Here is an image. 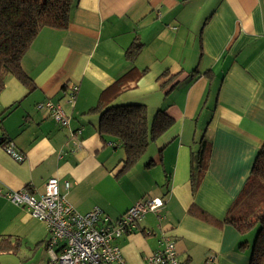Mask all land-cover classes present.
<instances>
[{
    "label": "crops",
    "instance_id": "1",
    "mask_svg": "<svg viewBox=\"0 0 264 264\" xmlns=\"http://www.w3.org/2000/svg\"><path fill=\"white\" fill-rule=\"evenodd\" d=\"M132 42L141 48L128 61ZM21 65L35 88L9 74L0 92V140L24 155L17 161L0 144L3 191L38 197L54 176L62 190L68 182L78 212L97 207L110 221L159 196L163 206L115 241L126 264H146L162 234L184 264H250L256 229L241 234L226 219L264 211V184L252 174L264 140V0H77L67 27L40 29ZM123 76L115 99L102 101ZM69 83L78 85L72 105ZM45 99L70 116L68 128L36 108ZM98 101L144 105L149 124L163 110L173 123L124 169L123 148L97 130ZM201 138L210 157L193 194L190 156ZM48 239L44 222L0 196V240L10 246L0 264H53Z\"/></svg>",
    "mask_w": 264,
    "mask_h": 264
},
{
    "label": "trees",
    "instance_id": "2",
    "mask_svg": "<svg viewBox=\"0 0 264 264\" xmlns=\"http://www.w3.org/2000/svg\"><path fill=\"white\" fill-rule=\"evenodd\" d=\"M76 2L77 0H0V92L4 88L5 78L9 74L15 76L26 86L28 91L35 88L33 80L22 68L21 59L40 29H64L67 27ZM140 48V43L132 42L126 49V59L133 61ZM163 75H167V72H164ZM123 77L116 80L112 89L105 90L101 97L102 101L106 96H111L112 100L115 99L125 80ZM112 92L113 94H111ZM91 109L92 111L98 110L100 113L97 130L102 138L109 139L123 148L124 169L135 164L150 143L155 141L173 123V119L163 110H157L149 124L146 108L141 104L109 103L107 106H102V102L98 101L97 105ZM9 142L11 141L6 138L0 140L2 146ZM208 144L205 139L201 138L198 141L197 149L192 151L190 156V183L193 194L198 188L209 162L210 148ZM152 164L150 161L146 165ZM252 174L264 182V140L252 165ZM226 220L241 234L256 229L250 251V264H264V211L253 219L227 218ZM9 249V243L0 240V252Z\"/></svg>",
    "mask_w": 264,
    "mask_h": 264
},
{
    "label": "built area",
    "instance_id": "3",
    "mask_svg": "<svg viewBox=\"0 0 264 264\" xmlns=\"http://www.w3.org/2000/svg\"><path fill=\"white\" fill-rule=\"evenodd\" d=\"M78 85L66 86L67 102L71 105L76 99ZM37 109L53 118L63 127L70 126V116L62 106L46 99L36 105ZM81 134V129L70 130L71 137ZM81 140L76 144L79 146ZM4 150L15 160L22 161L24 155L15 150L14 144L3 145ZM68 182L60 187L57 177H49L44 184V192L35 197L25 189L0 188V196L26 208L30 214L46 225L49 232L46 249L53 264H126L120 247L115 241L128 235L138 227L139 221L148 212H157L164 204L159 196L146 197L137 201L117 219L110 221L102 216L99 208L88 212H78L68 201ZM148 234L152 232L146 230ZM175 240L162 234L161 246L145 256L146 264H184L177 259Z\"/></svg>",
    "mask_w": 264,
    "mask_h": 264
},
{
    "label": "rangeland",
    "instance_id": "4",
    "mask_svg": "<svg viewBox=\"0 0 264 264\" xmlns=\"http://www.w3.org/2000/svg\"><path fill=\"white\" fill-rule=\"evenodd\" d=\"M255 180H257L258 182H260L261 184H264V182L260 181L256 176H254ZM261 205L264 206V200L261 202ZM255 218V217H254ZM244 246V242H242Z\"/></svg>",
    "mask_w": 264,
    "mask_h": 264
}]
</instances>
